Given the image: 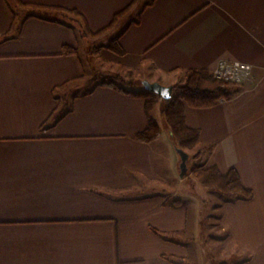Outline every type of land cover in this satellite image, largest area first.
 <instances>
[{
	"label": "crops",
	"instance_id": "1",
	"mask_svg": "<svg viewBox=\"0 0 264 264\" xmlns=\"http://www.w3.org/2000/svg\"><path fill=\"white\" fill-rule=\"evenodd\" d=\"M133 1L0 0V264H186L202 256L187 239L205 223V201L240 264H264V0H137L110 31L125 54L108 40L91 54L108 75L134 71L166 86L222 59L252 64L231 99L186 107L201 132L195 151L214 145L201 165L237 169L251 199L198 182L197 197L174 190L187 178L168 128L151 143L135 137L148 126L146 100L90 81L97 71L70 18L32 15L33 5L76 10L96 33Z\"/></svg>",
	"mask_w": 264,
	"mask_h": 264
},
{
	"label": "trees",
	"instance_id": "2",
	"mask_svg": "<svg viewBox=\"0 0 264 264\" xmlns=\"http://www.w3.org/2000/svg\"><path fill=\"white\" fill-rule=\"evenodd\" d=\"M137 0L116 14L110 25L102 30L92 33L88 30L85 20L76 10H69L62 7L33 5V14L48 20L67 23L70 18L73 21V27L80 29L83 34L99 37L113 30L122 18L126 17L134 7ZM38 14H35L37 13ZM47 15L51 17H47ZM73 15L77 18H71ZM82 36L84 37V35ZM120 35L109 39L106 47L118 55H124L125 49L120 43ZM65 55H78V48L65 46ZM92 83L97 86L112 87L129 96L140 97L146 100V114L148 120L147 128L138 133L135 137L137 140L145 143H151L158 139L163 129L153 116L154 109L160 102L164 103L162 113L165 116L166 126L172 134L173 140L178 148L185 151L195 150L201 145V132L199 129L192 128L187 124L186 107L209 108L215 106L221 100L231 99L241 91V87L232 82L218 80L212 72L206 69H190L187 71V81L185 84L173 86V97L170 100H164L159 95L143 89L142 81L139 80L134 71H128L126 74H103L96 72ZM96 88V87H94ZM93 88V89H94ZM92 89V90H93ZM63 115L56 116L54 123L58 122ZM50 126H43L41 131H45ZM214 150V145L205 146L201 155L208 156ZM204 158L201 160L203 162ZM195 180L210 191L220 193L227 197H240L251 199L254 191L247 188L237 169L231 168L227 172L221 171L217 165L203 166L200 165L193 171ZM188 175L186 176V178ZM157 232V231H156ZM163 237V236H162Z\"/></svg>",
	"mask_w": 264,
	"mask_h": 264
},
{
	"label": "rangeland",
	"instance_id": "3",
	"mask_svg": "<svg viewBox=\"0 0 264 264\" xmlns=\"http://www.w3.org/2000/svg\"><path fill=\"white\" fill-rule=\"evenodd\" d=\"M69 16H72L71 18H77L76 16L73 17V15ZM116 33L117 30L99 37L91 36L89 34L86 36L84 35L85 39L81 44L80 52L82 53V59L87 62V65L95 67V70L98 72L107 74V72L100 70V65L96 61V58L91 57V54L93 55L94 53H97L96 51H98L100 46L102 44H106V40L113 38ZM82 89H84V87H82L81 90ZM163 107V103L158 105L153 111V116L161 125L165 136H168L165 116L162 113ZM171 143L173 147L172 152L174 156V163L176 160V164H174L175 170L177 174H180L181 157L177 152V146L175 147V141L171 139ZM188 153L190 154V159L188 162L189 173L186 179L187 181H185V183L181 186L177 184V186L174 187V190L179 189L184 193H190L191 195L197 197L198 189H196L195 186L198 185V183L192 172L203 163L201 160L205 156L201 155L198 150H190ZM216 202L218 201L216 200ZM205 203V206L200 207L199 209V214L203 217L205 223L203 222V226L199 229V232L195 234L193 239H187V243L199 247L202 256L201 258L195 255L190 256V259L186 264H240V249L234 245L231 246L227 244L226 238L228 234L221 225L220 212L218 210L213 211V217L209 218L208 215L212 210V203L206 201Z\"/></svg>",
	"mask_w": 264,
	"mask_h": 264
},
{
	"label": "built area",
	"instance_id": "4",
	"mask_svg": "<svg viewBox=\"0 0 264 264\" xmlns=\"http://www.w3.org/2000/svg\"><path fill=\"white\" fill-rule=\"evenodd\" d=\"M254 66L239 60L222 59L212 71L218 80L244 85L252 78Z\"/></svg>",
	"mask_w": 264,
	"mask_h": 264
},
{
	"label": "water",
	"instance_id": "5",
	"mask_svg": "<svg viewBox=\"0 0 264 264\" xmlns=\"http://www.w3.org/2000/svg\"><path fill=\"white\" fill-rule=\"evenodd\" d=\"M142 87L146 91L153 92L159 95L164 100H170L173 97V86H166L157 81L151 82L149 80H143ZM176 148H177V152L181 157L180 176L182 178H185L189 173L188 162L190 159V154L181 148L178 147Z\"/></svg>",
	"mask_w": 264,
	"mask_h": 264
}]
</instances>
